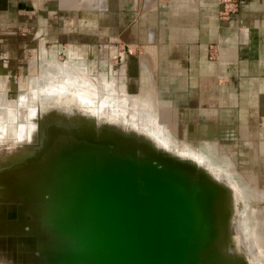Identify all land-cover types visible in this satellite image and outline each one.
Wrapping results in <instances>:
<instances>
[{
	"label": "rangeland",
	"instance_id": "rangeland-1",
	"mask_svg": "<svg viewBox=\"0 0 264 264\" xmlns=\"http://www.w3.org/2000/svg\"><path fill=\"white\" fill-rule=\"evenodd\" d=\"M38 44L37 39L29 38L22 50L7 52L6 55L8 57L4 58L7 59V62L4 63V59H1L0 62V109L3 112L0 115V144L2 145H0V182L4 183L13 180L17 183L16 191H10V188L8 192L0 190V234L3 231L6 233L10 231L19 237V235L23 236V233L26 232L33 235L38 233L39 239L43 237L42 244L45 245V249L48 247L51 249V251L47 249L42 254H38V258L42 257L58 264L63 256L64 258L66 257L65 254L69 248L66 247V251L61 252L60 242L57 240L59 237L58 233L48 234L44 237L36 231L39 229L38 226L46 228L47 224H51L53 228L49 227L48 230H56L54 222L57 220L55 219L58 218V220L63 221L60 215L68 210L64 203L57 209L54 207L53 209L49 208V210H52L50 211L51 213L41 210L43 206L46 208L45 206L51 200L50 194H53V192H48V194L46 190L44 193L36 192L37 200L35 204L42 206L40 209L33 205L35 201L33 196L35 194H32L33 196H25V200L31 201V207L28 201H24V211L28 213L29 217L24 225L16 220L11 222L12 225L10 224V226L4 220L7 210L13 213L15 219L21 218H19L16 202H7L2 197V194L13 196V194H20L19 191L21 190L32 187V179L39 175L40 169L39 165L30 162L41 160L42 157L43 161L44 159L51 160L52 176L54 175L55 177L57 171L63 175L62 183L64 184V189L62 192L64 193L62 194V201L66 200L68 192H71L73 186L77 187L76 181L74 183L68 181V175L70 177L74 175L78 177L83 174L81 167L80 170H76L73 164L72 173L70 172L71 162L73 163L72 159H74L73 157L76 156L80 149L78 146H80V143L84 144V142H79L77 139L83 133L84 136H92V139L96 142L97 140L114 141L117 144L114 146L122 149L124 154L129 155V158H134L138 162H147L159 169L161 168L162 174H164L163 177H172L175 167V172L182 175L183 187H188V182L191 181L196 182L197 186L200 175L206 174V180L212 174V179L210 178L211 180L207 179L206 181H214L219 186V188L217 187L219 190L214 191L209 196L211 205H213L210 209L215 208V204L224 201L229 194H233L234 192H230L233 188L234 191L236 189L244 191L243 189H245L246 192L238 193L242 195L248 192L249 194L245 195L249 205L244 207V211H249V215L246 216V221H249L251 225L248 235L253 236L257 232L256 236L259 241L251 249L255 251L256 260L258 258L263 260L262 263L258 264H264V188L259 187L262 184L264 185V179L258 177L260 174L250 168V166L248 168L244 164L236 162L235 159L237 158L231 156L230 149H227L229 147H226V149L223 145L202 147V143L200 144L191 139L178 140L163 125H158L156 121H153L154 118L156 120L154 114L156 106L153 104L155 102L157 105L156 100L145 99L149 95L147 93H128H140L144 89L149 91L151 89L150 81L146 80L147 82H143V70L134 65V61L137 60L139 54L138 51L126 52L121 49L122 52L119 53L116 49H114L115 52H112L111 45L104 46L101 49H96L94 46L89 45L85 49H74V53H70L67 51L66 43L57 42L54 45L51 40H47L44 45L45 48L42 47L39 51L37 49ZM67 57L83 59L84 61L68 59ZM81 77L86 81L87 79L91 80V83H84V79ZM85 97H88V100H85ZM77 99H81L79 100L80 102ZM82 100H85V102L82 103ZM86 102L88 104H84ZM68 107H72L73 111ZM67 109H69L68 112ZM83 109L93 112L94 115L89 112L88 114L92 117L88 116V111ZM22 110L25 113V115L23 113V117L20 116L23 112ZM157 110L159 112L158 108ZM83 111L88 117L83 115ZM58 112L60 113L58 114ZM86 119L90 122L86 123ZM81 120L83 123H81ZM160 120L162 121L161 117ZM86 132L89 134H86ZM97 136L100 138L96 140ZM176 143L180 145L178 156H173L174 159H171L173 162L169 163V157L175 152ZM185 148L201 155L198 160L199 163L195 162L192 164L193 158L190 161L187 160L186 156L188 153L186 154ZM10 153L13 156L7 157ZM28 153L32 157H28L26 155ZM44 154H49L50 158H47V155ZM46 163L48 164L49 162ZM11 164L14 167L16 166V171L15 169L10 171ZM169 164L173 165L170 168V172L166 170ZM209 164L212 166H208ZM214 166H222L221 170L231 175L215 176L210 169L212 168L214 171L216 169ZM2 168H4V171ZM247 170H249V173H247ZM247 175L252 178H247ZM229 176L233 177L227 179ZM56 183L59 182L57 181ZM55 184L53 182V185ZM33 188L35 191L40 189L37 184ZM70 199L72 201V197ZM54 204H56L55 201ZM234 205L233 213H237L239 211L237 203H234ZM44 211L47 213H44ZM227 223L235 224L231 221ZM212 224L213 230L208 233V238L202 243L203 245L201 244L199 248L192 247L187 254L189 256L188 259L195 264H217L218 261L212 263L215 261L214 258L211 261L213 257L211 255H214L213 251L216 247L225 251L224 254L231 258L228 261L232 262L234 260L232 259L234 256L228 250V245L226 244L231 239L234 225L231 226V231L227 232L216 221H213ZM34 227L35 230L32 229ZM66 227L68 228V226ZM27 237L29 238V236ZM4 240L0 239V252H4V256L0 255V264H17L10 255L12 251H9L6 247L7 244L4 243ZM10 244H12V241ZM37 245L36 243H30L28 248L37 249ZM65 245L67 246V244ZM208 248H213L212 253ZM240 249L242 250L241 246ZM5 252H8V255ZM226 252H229V255ZM239 254L241 255L242 252ZM205 255L207 258H211L202 262L206 259L201 260L202 257H206ZM225 257L222 259L223 264H233V262H226L227 258Z\"/></svg>",
	"mask_w": 264,
	"mask_h": 264
},
{
	"label": "crops",
	"instance_id": "crops-1",
	"mask_svg": "<svg viewBox=\"0 0 264 264\" xmlns=\"http://www.w3.org/2000/svg\"><path fill=\"white\" fill-rule=\"evenodd\" d=\"M29 38L138 51L169 131L229 147L264 179V0L226 16L219 0H0V62Z\"/></svg>",
	"mask_w": 264,
	"mask_h": 264
},
{
	"label": "water",
	"instance_id": "water-1",
	"mask_svg": "<svg viewBox=\"0 0 264 264\" xmlns=\"http://www.w3.org/2000/svg\"><path fill=\"white\" fill-rule=\"evenodd\" d=\"M73 158L71 165L76 170L81 167L84 174L80 180L75 175L67 177L76 181L77 187L63 218L68 229L63 228V235L57 239L61 252L66 247L69 250L58 264H195L187 254L208 238L209 196L219 190L214 181L205 180L206 174L200 175L196 187L176 188V181L163 177L158 167L129 158L122 149L98 140H90L88 147H81ZM12 169L17 170L11 164ZM0 185L5 192L17 188L13 180L1 181ZM2 197L16 202L21 218L15 219L7 210L6 224L17 220L24 225L29 217L25 202L16 194L3 193ZM9 233L3 231L0 239H5L17 264H55L37 257L47 249L51 251L50 247L45 249L38 233L26 232L19 237ZM30 243L38 244L37 249H29Z\"/></svg>",
	"mask_w": 264,
	"mask_h": 264
},
{
	"label": "bare ground",
	"instance_id": "bare-ground-1",
	"mask_svg": "<svg viewBox=\"0 0 264 264\" xmlns=\"http://www.w3.org/2000/svg\"><path fill=\"white\" fill-rule=\"evenodd\" d=\"M68 68V67H67ZM79 68V67H78ZM67 74V73H66ZM82 76V75H81ZM82 78V77H81ZM82 79H84V78H82ZM86 79H87V77H86ZM84 81V83H91V80H88L87 79V81L84 79L83 80ZM82 81V82H83ZM94 82V81H93ZM88 83V84H89ZM145 90L146 89H144V92H143V90L140 92V93H138V92H128V93H130V94H144L145 93ZM143 92V93H142ZM79 94V93H78ZM74 96V95H73ZM84 98V97H83ZM86 99L85 100H88V97H85ZM76 99V98H75ZM79 100H81V99H79ZM78 99H77V101H79ZM85 100H82L81 102L83 103V102H85ZM149 100H152V101H154L153 100V93L151 94V98L149 99ZM80 102V101H79ZM78 102V103H79ZM81 103V104H82ZM84 104H88V102H86V103H84ZM153 104H155V106H156V103L154 102ZM70 110H72L73 108L72 107H68ZM72 108V109H71ZM69 109H67V112H68V110ZM75 110V109H74ZM83 110H85V109H83ZM23 111V110H22ZM21 111V112H22ZM73 111V110H72ZM85 111H88V110H85ZM63 112H64V110H63ZM69 112H71V111H69ZM90 111H88L87 112V114L89 113ZM23 113H24V111L20 114V116H24L25 115V113H24V115H23ZM60 112H58V114H59ZM96 113V112H95ZM1 114H3V112L1 111V109H0V115ZM82 114V113H81ZM87 114H85L84 113V111H83V115L85 116H87ZM90 114H93V112H90ZM90 114H88V116L90 115ZM154 114H155V117H156V120H155V118L153 119V121H156L157 122V124L159 125H163L164 126V128L170 133V134H172L170 131H169V129L167 128V126L165 125V124H163L160 120H159V117H158V112H157V106H156V110H155V108H154ZM64 115H66V114H64ZM94 115V114H93ZM96 115H97V113H96ZM82 116V115H81ZM87 116V117H88ZM91 116V115H90ZM92 117V116H91ZM90 118V117H89ZM82 119V118H81ZM85 119V118H84ZM88 119V118H87ZM86 119V123H88V121L89 120H87ZM82 121V120H81ZM90 122V121H89ZM81 123H83V121L81 122ZM68 129V128H67ZM81 131H82V129H81ZM83 132V131H82ZM86 134H89V133H87L86 132ZM81 135V136H80ZM79 136H78V141L80 142H84V144L83 143H80V146H78V147H80V149H81V147H88V143H89V141L90 140H93L92 139V136H84L83 135V133H81ZM103 136V135H102ZM172 136L174 137V138H176V139H178V140H183V139H181V138H178L177 136H175L174 134H172ZM98 138H100V137H96V140L98 139ZM102 138V137H101ZM52 140H54V139H52ZM52 140H50V141H52ZM100 142V144H104V145H111V146H113L114 147V145H117L114 141H110V142H108V141H104V140H102V141H99ZM1 145V144H0ZM56 145V144H55ZM2 146V145H1ZM185 147V146H184ZM180 148V145L178 144V143H176V149H175V152L173 153V155H171L170 157H169V159H170V161H169V163H172L173 161L171 160V159H174L173 158V156H175L176 155V157L178 156V149ZM185 151H186V154H187V156H186V158H187V160L188 161H190L191 160V158H193V162H192V164H194L195 162H198L199 163V158L201 157V155H199V154H197V152H194L193 150H189V149H187V148H185ZM188 151V152H187ZM28 157H32V155L30 154V153H28V154H26ZM44 155H47V154H44ZM44 155H42V156H44ZM60 155V154H59ZM11 156H13L12 155V153H10V154H8L7 155V157H11ZM203 156V155H202ZM47 158H50V156H49V154L47 155ZM65 158V157H64ZM190 158V159H189ZM46 162H49L48 164L46 163ZM206 162V161H205ZM204 162V163H205ZM30 163H35V164H37V165H39V169H40V172H39V175H37L35 178H33L32 180H33V183H32V187H30V188H26V189H24V190H21V191H19L20 192V194H16L17 196H18V198L20 197V199L22 200V201H28L29 202V206L31 205V201H29V200H25L26 199V197L25 196H29V195H32V194H35L34 196H33V199L35 200L34 201V206L36 207V208H41L42 206H38V205H36L35 204V202H36V200H37V194H36V192H43L44 193V191L46 190V193L48 194V192L50 193V192H53V194H50V196H51V200H50V202L47 204V206H45L46 208H44V206H43V209H41L42 211L43 210H45V211H52L51 209H53V207L55 208V209H57L58 207H61L62 205H63V203L66 205V209L68 208V210H66V213H64V214H62V215H60V218H64V216L67 214V212L70 210V208H71V197H73V194H74V191L73 190H75V188L76 187H74L73 186V188L71 189V192H68V195H67V197H66V200H64V201H62V194L64 193V192H62L63 191V189H64V184L62 183V177H63V175L62 174H60V172L59 171H55L56 172V176L54 177V175L52 176V173H51V160H46V159H44V161L42 160V157H41V160H37V161H35V162H30ZM201 163H203V162H201ZM206 165H207V162H206ZM208 166H210V164L208 165ZM212 166V165H211ZM210 166V167H211ZM223 166V165H222ZM222 166L220 167V166H218V167H216V166H214L216 169L213 171L212 170V168H210L211 169V173H213L215 176H218V175H228V174H230V173H227L226 171H222L221 170V168H222ZM171 167H173V165H170L169 164V166H168V168L166 169V170H169V172H170V168ZM160 170H161V168H160ZM165 170V171H166ZM210 172V171H209ZM83 174H84V171H83ZM83 174L81 175H79L78 176V180H80L81 178H82V176H83ZM208 174V173H207ZM231 175V174H230ZM207 176V175H206ZM182 175H180L179 173H177V172H175V167H174V169H173V172H172V178L176 181V182H174L175 184H176V188H182V189H184V190H189V189H191V187L194 185V186H196V182H193V181H191V182H188V187H183V185H182ZM211 177H212V174H211ZM211 177H207V179H209V180H211L212 178ZM226 177V176H225ZM225 177H222V178H225ZM230 177H233V176H229V177H227V179L228 178H230ZM211 178V179H210ZM206 179V180H207ZM222 180V179H221ZM220 180V181H221ZM59 182V183H56L55 184V182ZM223 181V180H222ZM44 182H46L45 184H44ZM53 182H54V184L55 185H53ZM36 184H37V186H39L40 187V189L39 190H37V191H35V190H33L34 188V186H36ZM180 186V187H179ZM80 188V187H79ZM225 189H227V188H225ZM233 190V191H232ZM230 192H234L233 194L231 193V194H229L228 196H227V198L224 200V201H222V202H219L218 204H215V208H213V209H210V211L208 212V221H211L208 225H209V230L207 231V233H209L210 231H212L213 230V224H212V222L213 221H216V223H218V225L219 226H223L222 228L224 229V231L226 230L227 232L230 230V228H231V226H233L234 225V230H233V233H232V236H231V239H230V241L229 242H226V244L228 245V250L231 252V254L234 256L232 259H234V260H232V262H233V264H258V263H262L263 262V260L262 259H260V258H258L257 260L255 259V251L254 250H252L251 248L252 247H254L255 246V244H257L259 241H258V239H257V236H256V234H257V232L255 233V235L253 234V236H251V235H248V231H249V229H250V222L249 221H246V216L247 215H249V211L248 210H246V211H244L245 210V208L244 207H246L247 205H249L248 203H247V201H246V199H245V197H247V196H245V195H249L248 194V192L247 193H243L242 195H240L238 192H246L245 191V189H243L244 191H242V190H239V189H236L235 191H234V188L232 189ZM58 192V193H57ZM183 192H186V191H183ZM236 192V193H235ZM244 195V196H243ZM49 196V195H48ZM49 196V197H50ZM53 196H55L54 198H52ZM31 197V196H30ZM28 199V198H27ZM73 200V199H72ZM54 201L56 202V204H54ZM234 203H237V208L239 209V211H237V213H233V207H235V205H234ZM51 206V207H50ZM31 207V206H30ZM212 207H213V205H212ZM248 207V206H247ZM49 208H51L50 210H49ZM34 209V208H33ZM32 211V210H31ZM44 211V213H47V212H45ZM29 212H30V209H29ZM40 212V211H39ZM51 213V212H50ZM30 214H31V212H30ZM37 214H38V212H37ZM57 215V214H56ZM31 216H32V214H31ZM34 216H35V213H34ZM38 216V215H37ZM36 216V217H37ZM58 216V215H57ZM51 217V216H50ZM249 217V216H248ZM40 218V217H39ZM44 218V217H43ZM53 218V217H52ZM51 218V219H52ZM227 218V219H226ZM49 219V218H48ZM55 220H57L58 221V223H57V221L56 222H54V225L56 226V227H54V228H56V230H54V231H50V229L48 230V228L50 227V228H52V225L50 226V225H48L47 224V226H46V228H41V227H39L38 226V230H36L37 232H39V233H41L42 234V236H44V237H46L48 234H53V233H58L59 234V237L61 236V235H63V228L66 230V229H68L66 226H64L63 224L64 223H62L63 221H61L60 219V221L58 220V218H56ZM64 220V219H63ZM49 221V220H48ZM229 221H231V222H234L235 224H228L227 222H229ZM52 222V221H51ZM261 222V221H260ZM33 223V222H32ZM50 223V222H49ZM42 224V223H41ZM52 224H53V222H52ZM12 225V224H11ZM14 229V228H13ZM32 229H34L35 230V227L34 228H32ZM53 229V228H52ZM51 229V230H52ZM61 229H62V231H61ZM67 231V230H66ZM231 231V230H230ZM213 237V236H212ZM43 239V237H41V240ZM209 241V240H208ZM62 242V241H61ZM63 242H65L64 240H63ZM210 242H211V240H210ZM203 245V244H202ZM240 246H241V248H242V250L240 249ZM246 246H247V248H246ZM216 247V246H215ZM215 247H213V248H215ZM213 248L212 249H210V248H208V249H210V252L212 253V251H213ZM223 248V247H222ZM226 248V247H225ZM250 248V249H249ZM207 249V248H206ZM239 250V251H238ZM241 250V251H240ZM204 251V250H203ZM196 252V251H195ZM205 252H207V250H205ZM204 252V253H205ZM214 252V255L212 254L211 255V253H209L210 255H211V257H212V260L211 261H213V258H214V262H212V263H216L217 261H218V263L217 264H223V262H222V259L226 256L224 253H225V251L223 250V249H219L218 247H216L215 248V250L213 251ZM240 252H242V254L240 255L239 253ZM1 254L0 255H3L4 256V252H0ZM8 252H5V254H7ZM193 253H194V251H193ZM229 253V252H228ZM227 252H226V254H228ZM208 254V255H209ZM230 254V256H232ZM8 255V254H7ZM229 255V254H228ZM191 256V255H190ZM202 256H204V255H202ZM206 256V255H205ZM211 257H208V258H211ZM229 256H226L225 258H227L226 259V262H230V261H228V259L230 260L231 258L229 257ZM188 258H189V256H188ZM206 258V259H205ZM207 256L206 257H202V259L201 260H203V259H205L204 261H202V262H205L207 259ZM11 260H12V258H11ZM256 261V263H254ZM197 262H198V260H197ZM226 262H224V263H226ZM232 262H230V263H232ZM229 264V263H228Z\"/></svg>",
	"mask_w": 264,
	"mask_h": 264
},
{
	"label": "built area",
	"instance_id": "built-area-1",
	"mask_svg": "<svg viewBox=\"0 0 264 264\" xmlns=\"http://www.w3.org/2000/svg\"><path fill=\"white\" fill-rule=\"evenodd\" d=\"M244 0H219L221 4V13L223 16L228 15L231 11H236L241 2Z\"/></svg>",
	"mask_w": 264,
	"mask_h": 264
}]
</instances>
